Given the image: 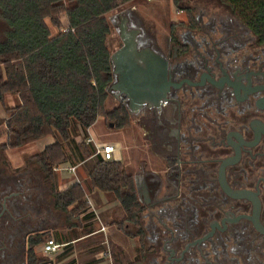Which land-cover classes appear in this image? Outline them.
<instances>
[{
	"label": "flooded vegetation",
	"instance_id": "1",
	"mask_svg": "<svg viewBox=\"0 0 264 264\" xmlns=\"http://www.w3.org/2000/svg\"><path fill=\"white\" fill-rule=\"evenodd\" d=\"M135 21L123 12L115 24L119 43L108 90L145 125L150 151L165 162L164 180L187 189L177 211L152 214L156 201L142 198L138 177L148 222L144 256L136 257L137 240L135 256L118 264H264V44L230 19L205 26L196 20L200 34L169 33L156 44ZM236 149L225 179L257 201L261 230L251 218L252 200L220 188V164ZM23 175L0 165V264H27L30 235L44 227L37 221L41 202ZM157 176H146L150 194L163 182ZM151 216L162 224L158 231Z\"/></svg>",
	"mask_w": 264,
	"mask_h": 264
},
{
	"label": "trees",
	"instance_id": "2",
	"mask_svg": "<svg viewBox=\"0 0 264 264\" xmlns=\"http://www.w3.org/2000/svg\"><path fill=\"white\" fill-rule=\"evenodd\" d=\"M139 1L0 0V16L8 25L0 41V102L5 95L18 99L15 105L4 108L6 117L2 122L7 140L3 147H20L53 136V141L31 160L47 181L54 208L64 214L67 230L56 240L63 243L93 234L96 213L88 193L97 190L107 204L116 202L121 207L123 218L117 219L113 213L110 225L126 237L137 238L141 248L136 257L141 258L146 206L139 197L134 175L121 160H104L95 154L87 135L99 117L118 129L131 125L132 114L125 104L117 102L106 107L108 87L113 81L107 14ZM180 1L172 0L176 6ZM219 1L257 44H264V0ZM184 11L187 26L197 29L199 24L190 9ZM62 18L67 30L61 29ZM46 19L56 28L54 33ZM88 159L92 161L85 164L89 167V185L75 179L59 189L55 169ZM171 206L177 211L180 203L167 202L159 208L169 212ZM45 232L36 230L30 235L27 264H39L41 259L33 247L55 237L43 236Z\"/></svg>",
	"mask_w": 264,
	"mask_h": 264
},
{
	"label": "rangeland",
	"instance_id": "3",
	"mask_svg": "<svg viewBox=\"0 0 264 264\" xmlns=\"http://www.w3.org/2000/svg\"><path fill=\"white\" fill-rule=\"evenodd\" d=\"M185 8H189L191 14L204 26L211 20L219 22L221 20L230 19L237 22L229 8L219 0H181L178 6L174 5L172 0H140L133 4L119 6L117 9L107 14V18L111 25V33L107 38L111 53L118 48L119 37L115 24L118 23L117 20L123 12L132 13L135 16V22L145 28L146 33L148 35L150 34L149 37L154 39L153 41L156 44L163 43L164 40L167 42L168 35L171 33L170 29L173 30L174 35L185 33L189 30H191L192 33L195 31L197 34H200L198 28L194 30L187 26V14L186 11H184ZM46 22L49 25L51 32L54 33L56 28L51 25L49 19H46ZM61 22V29H63L65 26L64 18L61 19ZM235 25L237 26V24ZM7 30V23L0 16V41L3 40ZM109 95L110 97L106 104L107 108H110V106H114L119 102L112 91H109ZM17 102V97L11 95H5L3 103L0 102V165L5 167L6 171L8 173L10 172V174L11 172H26V175L23 176L26 178L30 187L28 193H32L33 195L36 194V197L39 200L38 202H41L40 210H42V214L38 215L39 220L37 221H40V225L44 226L41 230L47 231L42 235L44 236L47 234L48 236H54L55 233L65 231L66 223L64 221V214L54 208L51 191L47 185V181L43 179V174L39 172L37 164L31 160L33 155L37 154L47 143L53 141V136H46L20 147L7 148L2 146L7 140V137L3 132L4 124L2 122L6 117L4 108L15 105ZM109 125L110 123L104 120L103 117H99L90 127L89 132L87 133L88 137L95 142L113 145L114 151L111 160H121L124 162L127 170L133 175H136V172H138L139 169H142L141 171L155 170L158 172V180L160 181V178L163 179V182L160 183L161 185L159 184L160 187L159 185L157 186L158 188L155 195L150 194L149 190L147 191V188L144 185L140 188L143 199H149L154 196L153 200L156 202L153 207L149 208L150 213L152 212V214H155L156 210L160 209V204L163 205L169 202L173 205L174 201L180 199L181 194L185 193L187 188L185 189L182 186H176L173 182L164 180L165 162L150 151L149 146L146 143V137L141 129L145 128L146 130L145 125L143 124L144 127H142V123L139 122V120L137 121L133 114L131 125L126 128L118 129L114 126L110 127ZM118 151L119 154L121 152V157H117L116 154H118ZM91 163L92 161L89 160V164ZM88 170L89 167L86 165L81 167V174L84 173L83 176L81 175V182L85 180V184H87ZM62 176H65V179H62ZM56 177L59 189H64L74 180L72 175L70 176V174H67V170L62 171L60 169V171H56ZM137 182L138 178H135V183L137 184ZM94 191L98 193V196L102 195L99 191ZM93 206L97 208V205ZM113 207H117L114 212L115 217H117V219L123 218L124 212L121 207L116 202L112 203L111 208ZM97 214L102 223L106 226V228L103 226L104 229H106L104 232L98 231L96 234L91 235L88 238L79 240L68 250L65 251V249H63L61 252L62 254L60 255H44L43 252H40L42 244L39 243L35 246V249L42 261L45 263L53 261L51 264H72V261H74L72 260V257L74 256L75 264H87L89 261H85L90 258L91 260L92 258L95 259L93 260L94 262L96 261L94 264H118L121 259L123 260L120 263H124L127 259L134 257L135 252L133 249L135 245H137V238L124 236L116 226L110 225L109 215H105L106 213L103 211L100 212L98 208ZM150 219L152 220V224L158 226H156L158 231L159 227H162V224L157 221L158 219L155 217ZM41 221H43V223ZM142 222L143 225L148 223L147 219ZM96 223L97 220H95V228H99L100 224ZM158 234L160 239L158 238L157 241L163 242L162 237H165V235ZM105 247L109 249L106 252ZM154 251H156V249H154ZM97 256L100 258L102 257V260H98L99 258L97 259Z\"/></svg>",
	"mask_w": 264,
	"mask_h": 264
},
{
	"label": "crops",
	"instance_id": "4",
	"mask_svg": "<svg viewBox=\"0 0 264 264\" xmlns=\"http://www.w3.org/2000/svg\"><path fill=\"white\" fill-rule=\"evenodd\" d=\"M90 129V128H89ZM89 129H88V132H89ZM91 141H92V139H91ZM93 142V144H94V146H95V144H98V145H102V144H104V143H100V142H95V141H92ZM117 155V157H121V152H120V154H119V151H118V154H116ZM89 161V159L88 160H86V161H84V162H80V163H78V164H75V165H72V164H70V163H66V164H64L65 166H63V167H65V169H61L62 171H65V170H67V174H70V176L72 175L73 177H74V180L76 179L77 181H79V182H81V175L83 176L84 175V173L83 174H81V167H83L87 162ZM70 167H74L73 168V170H71V169H69ZM142 169H139V171L138 172H136V175L134 174V176H135V178L137 179L138 177L139 178H141L142 180H143V184L142 185H147V181H146V176H147V174L148 173H156V175L158 174V172L157 171H155V170H148V171H141ZM57 172L58 171H60V170H56ZM70 172V173H69ZM66 176V175H65ZM65 176H62V179H65ZM84 182H85V180H84ZM88 185H89V179H88V177H87V182H86ZM138 184H139V180H138V182H137V189L139 188V186H138ZM89 187V186H88ZM146 187V186H145ZM100 196H102V197H100ZM100 196H98V193L97 192H95L94 190H92V191H90L89 193H88V201H89V204L91 205V207H92V209L95 211V213H96V220H97V223L98 224H100V226H99V228H97L96 227V230L93 232V234H91V235H94V234H96L98 231H101L100 230V227L101 226H104L105 228H106V226H105V224H103L102 223V221L100 220V218H99V216H98V214H97V208L99 209V211L100 212H105L106 214L105 215H109V217H110V219L112 218V216H113V213L115 212V210H116V208L115 207H113V208H111V206H112V203H110V204H107L106 202H105V199H104V197H103V195H100ZM93 205H97L96 207L97 208H95ZM96 210H95V209ZM96 223V224H97ZM66 227H65V231H62V232H58V233H55L54 235H55V237H54V239L56 240L58 237H60L62 234H63V232H66ZM106 229H104L103 231H101V232H104ZM91 235H85V236H82V237H80V238H78V239H75V240H73V241H69V242H63L62 244H65L64 246H61L60 248H59V250H58V252L57 253H55L54 255H60V254H62L61 252H62V250L63 249H65V251L66 250H68L69 248H71L72 246H73V244H75L76 242H78L79 240H82V239H84V238H88V237H90ZM57 241V240H56ZM58 242V241H57ZM59 243V242H58ZM99 245L101 246V244L99 243ZM106 248V247H105ZM70 255V254H69ZM73 259L72 260H74V261H72V264H75V257L73 256L72 257ZM98 260H102V257L100 258V257H96ZM91 260V258L90 259H88V260H86L85 262H87V261H89V263H87V264H94L95 262L93 261V260H95V259H93L92 258V260ZM70 261V262H71ZM105 263H107V262H105Z\"/></svg>",
	"mask_w": 264,
	"mask_h": 264
},
{
	"label": "water",
	"instance_id": "5",
	"mask_svg": "<svg viewBox=\"0 0 264 264\" xmlns=\"http://www.w3.org/2000/svg\"><path fill=\"white\" fill-rule=\"evenodd\" d=\"M150 56L151 53L148 52ZM111 63H112V59H115L114 55L111 54ZM114 72H117V71H114ZM110 127L113 126L112 123H110L109 125ZM238 150L236 149V155L234 156V158H225L221 164H220V167H219V171H218V180H219V184H220V188L224 191V193H226L228 196L230 197H235V198H248L250 200H252V202L254 203V214L253 216H251V218L253 219L255 225L261 230L260 226L258 225V221H257V213H258V204H257V201L251 197V193L248 191V190H243V189H240V190H234L232 189L226 179H225V175H224V169L226 167L227 164H229L230 162H232L233 160L237 159L238 158Z\"/></svg>",
	"mask_w": 264,
	"mask_h": 264
},
{
	"label": "built area",
	"instance_id": "6",
	"mask_svg": "<svg viewBox=\"0 0 264 264\" xmlns=\"http://www.w3.org/2000/svg\"><path fill=\"white\" fill-rule=\"evenodd\" d=\"M149 1V0H148ZM62 30H67V28H64ZM91 140V139H90ZM95 154L100 155L104 160H111L112 159V153L114 151V147L113 145L110 144H102V145H98L95 144ZM74 167H70L69 169L73 170ZM60 169H65V167L61 166L56 168L55 170H60ZM100 230L103 231L104 227L101 226ZM65 244L62 243H58L53 237L47 239L42 245H41V250L43 253H45L46 255H51V254H55L58 252L59 248L61 246H64ZM109 249L106 248L105 252L108 251Z\"/></svg>",
	"mask_w": 264,
	"mask_h": 264
}]
</instances>
